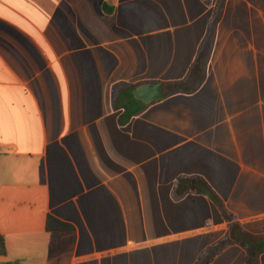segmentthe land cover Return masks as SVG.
I'll return each mask as SVG.
<instances>
[{
    "label": "crops",
    "instance_id": "1",
    "mask_svg": "<svg viewBox=\"0 0 264 264\" xmlns=\"http://www.w3.org/2000/svg\"><path fill=\"white\" fill-rule=\"evenodd\" d=\"M216 2L0 0V264H194L229 226L206 195L175 194L181 175L264 234V0H226L196 91L126 125L113 104L186 79Z\"/></svg>",
    "mask_w": 264,
    "mask_h": 264
},
{
    "label": "trees",
    "instance_id": "2",
    "mask_svg": "<svg viewBox=\"0 0 264 264\" xmlns=\"http://www.w3.org/2000/svg\"><path fill=\"white\" fill-rule=\"evenodd\" d=\"M202 1L207 5L213 3V0ZM225 3L226 0H217L214 8L210 35L199 51L188 77L184 80L165 83V97L174 93L194 92L203 83L206 76L208 59L213 47L215 29L223 17ZM107 10L111 11L112 9L107 8ZM137 86L138 85L127 84L116 90L113 104L116 110L122 111L118 118L121 125L129 123L134 116L140 114L147 107L146 104L137 100L133 95V91ZM174 189L177 196L186 194L206 195L221 212L223 219L228 222V233L201 252L194 264H211L228 246L234 244L240 245L245 250V264H259L260 257L264 255V234H255L247 231L242 226L237 216L226 207L222 197L205 178L198 175H181L177 178ZM73 229L74 227L68 223L58 221L52 216L48 217V231H69ZM6 254V239L4 235L0 234V255ZM17 263L18 262H8L3 264Z\"/></svg>",
    "mask_w": 264,
    "mask_h": 264
},
{
    "label": "water",
    "instance_id": "3",
    "mask_svg": "<svg viewBox=\"0 0 264 264\" xmlns=\"http://www.w3.org/2000/svg\"><path fill=\"white\" fill-rule=\"evenodd\" d=\"M133 95L137 100L147 105L154 101L164 99V85L162 83L141 84L135 88Z\"/></svg>",
    "mask_w": 264,
    "mask_h": 264
}]
</instances>
